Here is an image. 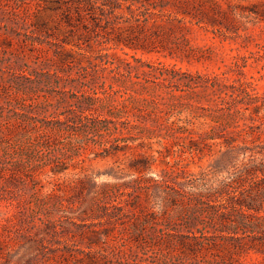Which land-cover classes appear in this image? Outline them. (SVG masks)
<instances>
[{"label":"trees","instance_id":"1","mask_svg":"<svg viewBox=\"0 0 264 264\" xmlns=\"http://www.w3.org/2000/svg\"><path fill=\"white\" fill-rule=\"evenodd\" d=\"M260 5L264 6V0ZM249 12L264 19V11ZM243 13V9L239 11L230 4L223 8L216 0H0V31L4 21L12 24L1 34L5 37L0 38V65L12 69L11 78H2L0 85V98L9 106L5 113L0 105V203L5 204L0 219V264L10 259H15V264H32L38 256L35 253L29 256L32 245L40 244L39 253L44 256L43 239L53 232L62 237L54 240L56 247L50 249L61 253L56 252L54 264H62L61 259L66 264L84 260L86 264H138L130 262L133 255L123 244L122 233L116 234L114 229L122 216H136V212L148 206L159 210L165 218L158 233L148 236L150 233L132 224L124 229L136 248L154 251L159 259L156 264H225L228 260L233 264L235 261L229 258L232 253L250 252L261 254L258 264H264V138L263 132L260 133L264 127V95L242 101L241 107L233 108L227 97L240 93L251 97L246 89L250 83L241 78L230 80L227 72H223L212 79L198 78L199 81L184 83L173 76L176 70L163 65L155 67L137 57V53L165 56L168 46L178 45L192 26L213 34L220 32L224 39L233 40L241 27L245 29L241 26V19L246 18ZM43 14L52 22L51 27L48 20L39 21ZM51 50L53 56L48 54ZM38 55L43 59L33 62L36 67L26 63ZM167 55L172 57V53ZM40 63H54L57 68L52 73L40 68L39 77ZM233 66L235 74H242L244 64L236 62ZM139 67L147 70L139 71ZM73 69H77L74 76ZM37 77L39 81L54 77L61 94L70 85L68 91L75 92V97L78 91L73 83L82 77L85 79L82 88L94 92L77 100L80 120L71 126L78 128L74 131L77 141L63 144L58 156L48 160L44 151L50 145L44 137L48 134L59 137L60 124L67 122L68 117L62 113L47 114L61 109V103L53 102L52 94L35 86ZM148 86L160 89L185 86L191 96L197 88L210 87L221 102L215 112L227 118L219 124L220 133H224H216L212 128L198 133V119L207 116L196 115L186 107L177 106L178 110L173 109L174 113L163 118L162 110L144 93ZM261 111L263 114L259 115ZM246 112L249 123L238 125ZM140 129L143 135L135 134ZM155 129L177 141L188 140L177 144L179 159L187 155L186 164H180V160L171 165L166 162L159 176L150 175L149 162L134 164L129 171L135 177L120 184H96L97 176L86 173L83 163L87 152L94 159L113 158L139 146L136 145L139 140L149 141L151 138L145 132L153 133ZM216 147L213 164L199 167L197 172L188 168L195 158L200 161L205 156L213 157ZM225 168L230 170L226 177L220 178L218 173ZM120 171L123 169L118 168L115 173ZM41 174L50 185L41 194L42 201L61 198L59 185L73 192L88 185L90 214L77 218L82 222L84 218L93 221L85 224L69 218L59 233L54 221L45 218L34 221L29 213L30 204L22 195L15 205L12 198L6 197L14 192L8 188L16 186L15 181L25 186L32 183L37 191ZM242 174L256 178L254 195L235 200L234 184L244 177ZM229 200L231 211L226 207ZM30 225L35 229L32 236L36 240L29 235ZM71 226L86 250L67 243V238L74 239ZM90 235L95 238L85 241ZM30 240L33 242L28 243Z\"/></svg>","mask_w":264,"mask_h":264},{"label":"rangeland","instance_id":"2","mask_svg":"<svg viewBox=\"0 0 264 264\" xmlns=\"http://www.w3.org/2000/svg\"><path fill=\"white\" fill-rule=\"evenodd\" d=\"M220 4H222L223 8H226L227 4H230L232 7H236L237 10H244L243 16L246 18L241 19V26H245V29L241 27L238 32V35H234V39H224L220 32L213 34L210 31H205L204 29L197 28L196 26H192L191 29L185 33V39L179 42L178 45H169L168 49L164 51L165 56L157 53L153 54H141L137 53V57L140 58L146 64L153 65L155 67L166 66L168 68H172L177 71L176 78L182 80L184 83L190 80L199 81L198 78H202L203 81L205 78L212 79L216 75H220L223 72H227V77L232 80V78H241L243 81L250 83L246 89L251 93V97H245L244 93H240V95H233L232 97H227L228 105L233 108L241 107V102L248 100H252L257 96L264 95V19L255 14H251L249 10H254L257 12L264 11V6H261L260 3L262 0H216ZM49 19L47 15H41L39 17V21H45ZM2 27L0 31V38L5 37L1 35L8 30L12 26V24L8 21H4L1 23ZM49 27L52 26V22L49 21ZM129 54L132 52L128 51ZM168 53H172V57L167 55ZM49 56H53L52 50L48 52ZM36 59L42 60L43 57L38 55L37 57L32 56L30 60H27L26 63L33 68L36 67L33 65V62H36ZM130 60V59H129ZM244 64L245 67L241 69L242 74H235L233 72L234 63ZM25 64V63H23ZM57 65L54 63H48L47 65H43L40 63V66L37 68L38 76H41L40 68H45V70H49L51 73L55 70ZM64 68H67L64 66ZM140 70H147L146 67H139ZM12 69L7 67V65H0V85L2 84V78H11ZM77 72V69L72 70V75L74 76ZM83 77V75H81ZM191 76V77H189ZM80 77L76 83V90L78 93L75 97V92L68 91L71 89L70 85L65 89V93H59L56 89L57 80L52 77L50 80H42L39 81L38 77L36 78L35 86L42 92H47L52 94L53 102H60L61 109L53 111L51 113H47L49 116H56L58 113L66 114L68 117L67 122L60 124V128L62 132L59 134V137H56L52 134L46 135V142L48 143L49 148L44 151L46 160L56 158L59 154V148L63 146V144H68L71 142H76V135L74 131L78 128H71L74 126V122H79V109L76 107L77 100L81 99V96L84 94H92L93 90H89L87 87L82 88L83 83H85V79ZM43 79V78H42ZM201 81V82H203ZM65 81H62L63 84ZM231 81H226L227 84H230ZM109 84V81H106V85ZM208 84V83H205ZM74 88V87H72ZM137 89L140 90V87L137 86ZM185 86H171L166 89L153 88L152 86H148V90L144 92L149 95L154 101L155 106L160 108L162 112L160 116L163 118H168L173 109H177L178 107L189 108L190 111L194 112L199 116H207L206 118L200 117L197 121V132L202 133L204 130L213 129L216 133H220L219 124L223 123L225 119L220 116L219 113L215 112L217 106L220 105V100L218 96L215 95L210 87L206 89L197 88L195 89L196 94L189 95V90H187ZM191 97V98H190ZM6 100L4 98H0V105L4 107V112L8 113L9 106L5 103ZM188 104H193L190 107ZM174 106V107H173ZM176 106V107H175ZM197 106V107H196ZM207 108V111L200 109ZM64 112V113H63ZM73 112L75 114H73ZM188 112V111H187ZM186 113H183L180 117H184ZM261 111L259 115H262ZM249 113L246 112L244 114L245 119L240 120L238 125L243 123H249ZM211 116L212 119H210ZM212 120V121H211ZM160 121V120H159ZM258 124V122H257ZM55 126H59L58 124H53ZM150 127H154V124L148 123ZM153 125V126H151ZM260 133L262 139L264 138V127L260 128ZM143 130H138L135 134H142ZM257 132H259L257 130ZM151 139L149 141H144V143L139 140L136 142L137 145L135 148L131 150H127L125 153H121L113 158H108L105 160L94 159V155L92 153L87 152V159L83 163L85 171L90 177H95L94 181L96 184H100L103 182L109 183H122L130 180L135 177V173L133 171H129V168L134 164H143L144 162L151 163V176H159L161 174L160 170L164 168L166 165L164 163H168V165L173 164L176 160H180V164H186L187 161L184 159L182 155L179 159L180 147L177 144H184L188 142V140H176L174 137L167 136L163 130H154L153 133L145 132ZM166 135V136H165ZM162 136H165L163 139ZM140 137V136H138ZM143 138V137H141ZM160 141V143H159ZM238 144L242 145L241 141H238ZM58 145V146H57ZM54 146H57L58 150H55ZM248 146H251L248 144ZM213 157L205 156L200 161L198 159H194L191 161L188 168L193 171H199V167L207 168L208 165L213 164V159L217 155V147L214 148ZM118 168L123 169L120 171L121 173H115ZM216 168V167H215ZM230 169H222L221 173H218L221 178L227 176V171ZM122 173L132 174L131 177L125 176L123 177ZM109 174V175H107ZM243 175V174H242ZM244 176V175H243ZM40 179L37 182L38 190L34 189V185L32 183L21 185L18 184V181H12L16 186H11L8 190L12 189L14 192H9L6 194V197L12 198V203L15 205L18 201H20V196L26 199V202H29L28 205L30 212L33 215L34 221L39 222V218H45L51 222H55L56 230L60 233L61 226H66L68 224L69 218H73V221L77 223H91V219L84 218V221H79L77 216L83 215V217H87L90 214V206H92V201H90L91 195H88V185L84 187V190H79L77 192H73L72 190L59 185V188L62 191L59 193L61 198H53L48 201L41 200V194H44L50 185L47 184L44 175H39ZM257 180L253 175L240 177L239 182L234 184L236 196L235 200H240L243 196H253L254 191L253 188L256 185ZM44 185V186H43ZM43 186L42 189H40ZM18 187V189L16 188ZM11 191V190H10ZM257 193V192H256ZM62 199V200H61ZM41 200V201H40ZM44 202L45 205H42ZM4 203H0V219L4 215L5 207ZM150 205V204H148ZM227 210L231 211V201L229 200L226 204ZM10 208V207H9ZM222 212H225L223 208L220 209ZM164 216L160 213L156 208H151L148 206L141 212H136V216L126 215L122 216L119 223L115 225L114 233L118 234L122 233L123 244L126 245V249L128 252L132 253V257L130 258L131 263L138 264H156L159 259L154 254V251L146 248L147 251H143L141 248H136L134 242H131L129 235L127 234L124 226L129 225H138V229H144L146 234L150 236L153 233H158L163 226L161 222L164 221ZM18 223V220H15ZM96 222V221H94ZM140 223L144 225L140 226ZM109 226V225H106ZM30 233L32 236L34 230L32 225H30ZM112 228V225L110 226ZM71 230L73 231V238L68 239V244H76V248L86 250L85 246L80 243V238L76 233V229L71 226ZM100 227L95 226V229H99ZM34 240V236H32ZM88 238L94 239L95 236L90 235L89 237H85L86 241ZM150 237L147 238V240ZM62 237L56 234L55 232L45 235V239H43V249L44 256L40 255L39 250H41V245L36 244L32 245V249L28 252L29 256L34 253L37 254V259L32 261V264H54L55 263V255L61 254L59 251L52 252V250L56 247L53 244V241ZM33 242L32 240L28 241ZM16 248V245H14ZM97 249V248H95ZM132 249V250H131ZM218 254V253H216ZM135 255V257H134ZM220 255V254H218ZM229 256V255H228ZM58 258V256H57ZM229 258H232L235 262L233 264H258L262 260V255L259 253L250 252L248 255L232 253ZM217 259V258H215ZM227 257L225 258V260ZM62 264H66L64 260H62ZM5 264H15V259H10ZM19 264H28L26 262H21ZM78 264H86L85 260L82 263ZM225 264H230V260H228Z\"/></svg>","mask_w":264,"mask_h":264}]
</instances>
